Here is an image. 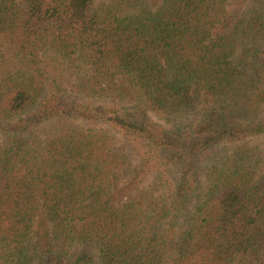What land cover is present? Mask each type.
<instances>
[{"label": "trees", "instance_id": "16d2710c", "mask_svg": "<svg viewBox=\"0 0 264 264\" xmlns=\"http://www.w3.org/2000/svg\"><path fill=\"white\" fill-rule=\"evenodd\" d=\"M0 264H264V0H0Z\"/></svg>", "mask_w": 264, "mask_h": 264}, {"label": "rangeland", "instance_id": "374dc122", "mask_svg": "<svg viewBox=\"0 0 264 264\" xmlns=\"http://www.w3.org/2000/svg\"><path fill=\"white\" fill-rule=\"evenodd\" d=\"M95 1V3L96 4H99V3H102V2H106V1H108V0H94ZM235 143H233V144H230V145H234ZM214 153H215V151H214ZM200 181H202V182H204V176L202 175L201 177H200Z\"/></svg>", "mask_w": 264, "mask_h": 264}]
</instances>
